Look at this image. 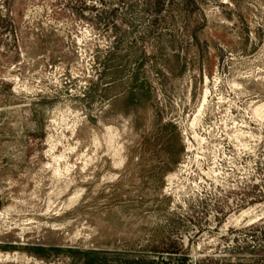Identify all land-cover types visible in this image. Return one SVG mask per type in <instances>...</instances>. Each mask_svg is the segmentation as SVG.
Returning a JSON list of instances; mask_svg holds the SVG:
<instances>
[{"label":"rangeland","instance_id":"374dc122","mask_svg":"<svg viewBox=\"0 0 264 264\" xmlns=\"http://www.w3.org/2000/svg\"><path fill=\"white\" fill-rule=\"evenodd\" d=\"M263 103L264 0H0V264H264Z\"/></svg>","mask_w":264,"mask_h":264},{"label":"bare ground","instance_id":"6f19581e","mask_svg":"<svg viewBox=\"0 0 264 264\" xmlns=\"http://www.w3.org/2000/svg\"><path fill=\"white\" fill-rule=\"evenodd\" d=\"M204 100H205V96H204ZM256 106V108H254L253 109V111H255V112H259V111H261V110H263V108H264V103L263 104H259V105H254V107ZM203 108V104L201 105V107L197 110V113L200 115V111H201V109ZM62 118V117H61ZM77 120V119H76ZM195 120H197V119H195ZM194 122V121H193ZM72 134V133H71ZM62 136H63V134H62ZM198 141H200L199 139H198ZM201 141H203V139L201 140ZM52 144V143H51ZM189 148H191V146H190V144H189V146H188ZM67 153V152H66ZM61 156V155H60ZM119 156V155H118ZM56 158V159H55ZM54 159H55V163H57V165L58 166H55V169L53 170L54 171V174L55 175H57V176H59V175H61V170H60V168H59V163L58 162H60L61 160H62V158L61 157H55ZM65 160V159H64ZM117 160V159H116ZM63 161V160H62ZM121 161H123L122 159H121ZM118 162H120L119 161V159H118ZM61 163V162H60ZM122 163V162H121ZM62 164V163H61ZM65 164V163H64ZM54 165V164H53ZM118 165V164H117ZM69 167V166H68ZM52 168V167H51ZM67 169V167H65V170ZM69 171V170H68ZM213 174V173H212ZM60 178V177H59ZM59 178H57V179H59ZM174 178V175H171V176H169L168 177V181H169V183L172 181V179ZM216 179V178H215ZM217 181V180H216ZM235 221H237V220H235ZM236 223V222H235ZM27 239V238H26ZM22 241V240H21ZM9 257V256H8ZM8 259V258H7ZM6 261V260H5Z\"/></svg>","mask_w":264,"mask_h":264}]
</instances>
